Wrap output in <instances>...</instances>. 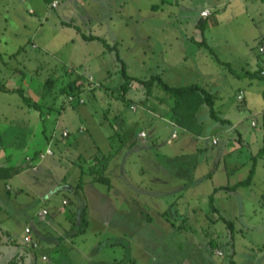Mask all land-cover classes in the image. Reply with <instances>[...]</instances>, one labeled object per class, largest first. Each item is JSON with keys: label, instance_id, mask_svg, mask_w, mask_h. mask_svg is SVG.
<instances>
[{"label": "rangeland", "instance_id": "1", "mask_svg": "<svg viewBox=\"0 0 264 264\" xmlns=\"http://www.w3.org/2000/svg\"><path fill=\"white\" fill-rule=\"evenodd\" d=\"M52 1L0 0V83L41 105L0 89V164L14 166L0 208L19 243L27 224L59 240H37L35 264H264V79L253 74L264 0ZM122 63L132 77L204 86L227 121L197 94L171 109L155 86L141 103L132 80L122 95ZM76 75L93 82L80 104L62 92ZM48 146L33 170L25 155ZM98 152L113 153L106 181L85 173L68 188ZM251 167L249 184L213 192ZM84 207L89 224L71 237Z\"/></svg>", "mask_w": 264, "mask_h": 264}, {"label": "trees", "instance_id": "2", "mask_svg": "<svg viewBox=\"0 0 264 264\" xmlns=\"http://www.w3.org/2000/svg\"><path fill=\"white\" fill-rule=\"evenodd\" d=\"M46 1L51 2V0H46ZM51 3H50V5H51ZM61 23L66 24V25H70V26L72 25L71 21H69V22L68 21H61ZM83 38L84 39H93V38L94 39L95 38L101 39V37L96 36V35H92V34H87V35L83 34ZM261 40H263V39H260V41ZM201 42H203V41L201 40ZM259 42H258V44H259ZM216 59L219 62H221L222 64H226L225 62H222L218 58H216ZM260 68H258V70H256V71H254L253 74L259 76V69ZM121 73H122L121 74L122 83L120 85V92L122 95H125V93L127 92L128 88L131 85L132 80H134L138 85L142 86L146 91V97L144 99L139 100V102H141V103L147 102V100H148L147 98H148V96H151L153 94L152 92H153V89L155 86L160 87L166 93H168L171 97L175 98L173 105H171V109H174L175 104H179V103L184 102L187 97H189L193 94H197V95H199L200 100L203 101L207 105L208 110H209V115L212 118L223 121V122L227 121V120L222 119L218 116L217 110L215 109L214 94H212L210 91H208L204 86H201L198 84H190V85H182V86L169 85L158 74L152 75L147 79L132 77L126 73L124 63H122V65H121ZM259 77H261V76H259ZM261 78L264 79V77H261ZM50 81L51 80L48 79L46 82L48 83ZM85 82L86 81L80 75H76L66 83V85L62 89V92L65 93L67 97H69L70 95L79 97L80 94L85 91L86 85L89 84V82H86V83ZM0 89L3 91H18L28 105H33L34 107H38V106L41 107V105H38L36 102H30L28 100L27 96L24 95V93L22 92V90L20 88L9 89V88L4 87L3 84L0 83ZM77 102H78V100H77ZM80 103H83V102H80ZM80 103L78 102L77 104H80ZM176 121L175 122L178 124L180 120L176 119ZM66 136H68V134ZM66 136H63V137H66ZM46 140L49 141V143L52 141V139H50V137H47V136H46ZM52 154H53V151H52ZM35 155L38 157L39 153H37ZM112 155H113V153H108L106 155V154H102L100 152H98L95 155H91L88 158V160H89L88 162H90V163L88 164L87 168L80 170L81 175L79 177L77 184L74 186L73 189H75L77 191L80 187H82V185H83L82 175L85 173H87L91 177L92 182H105L107 179V177L105 175L106 170H107V167L109 164V160L111 158H113ZM13 169H14V167H12V166L0 165V178L8 177L11 174V171ZM253 173H254V168L251 167V169L249 170V174L245 179L239 180L233 186L223 185V186L215 187L213 192H216L218 189H232V188H234V187L236 188L240 185L249 184L251 182L252 177H253ZM212 200H213V194H211L209 196L210 203H212ZM211 206H212V211H215L216 208H214L212 204H211ZM78 220H79L81 226L83 225V227L80 229H77L76 232L71 233L70 234L71 237L73 235H76L77 233H82L85 229L84 227L89 224V220H87V218H86L85 207L83 208V211L80 213V218ZM229 224H231V223L229 222ZM22 262H23L22 256L16 255V256L12 257L5 264H21Z\"/></svg>", "mask_w": 264, "mask_h": 264}, {"label": "crops", "instance_id": "3", "mask_svg": "<svg viewBox=\"0 0 264 264\" xmlns=\"http://www.w3.org/2000/svg\"><path fill=\"white\" fill-rule=\"evenodd\" d=\"M58 1V0H57ZM161 1V0H160ZM52 2V0H51ZM161 3H164V4H167L168 2L166 1H161ZM178 5V4H177ZM57 6H58V3H57ZM55 6V7H57ZM151 7L153 9L155 8H159V4L158 3H151ZM207 8V7H205ZM204 10V9H202ZM201 10V11H202ZM200 11V12H201ZM210 15V14H209ZM208 15V16H209ZM201 16V14H200ZM207 16V17H208ZM201 18H205L203 16H201ZM62 21H65V20H62ZM259 57V56H258ZM264 65V57L260 56V58H258V64H257V68L256 70H258V68H260L261 66ZM248 73V72H246ZM264 91V89H263ZM176 121V120H175ZM177 122V121H176ZM171 123H173V120H171ZM65 130V129H64ZM69 132V131H68ZM142 131L139 132V135ZM69 134V133H68ZM141 136V135H140ZM146 136V135H144ZM143 136V137H144ZM142 137V136H141ZM47 143H49V141H47ZM40 150L39 149H36L34 151V155H30V157H32V164H34L36 166V169H37V164H35V160L39 157H37L35 154L39 153ZM11 156V155H10ZM25 160L26 158L29 156V155H25ZM113 157V155H112ZM10 158V157H9ZM114 158V157H113ZM0 159H1V155H0ZM112 160V159H111ZM109 164H110V160H109ZM109 164H108V167H109ZM0 165H8V166H12L14 167L13 165L11 164H7V163H2ZM35 169V170H36ZM34 170V169H33ZM76 172V171H74ZM21 174V173H20ZM20 174H16V175H20ZM80 170L77 171L75 173V178L70 179V181L73 182V185H76L78 180H79V177H80ZM85 175V174H84ZM63 179V178H62ZM83 180V184H85V180H87L84 176V178H82ZM90 182H91V179H89ZM89 182V181H88ZM69 187L68 188H73L74 186H71V185H68ZM83 186V185H82ZM115 188H117V184H116V180H115V185H113ZM7 191L9 190L8 185L7 184H4L0 187L3 188ZM5 200V198H4ZM3 211H1V208H0V264H5L6 262H8L12 257L16 256V255H20L22 256L23 258V262L21 264H35V259L37 257L36 255V250H39L38 249H31L27 246H25L23 243L21 244V242L19 243L18 240L15 238L14 234L12 233V230H11V224L9 223V216H6L5 214L2 213ZM28 226H30L32 228V231H33V236L36 240H40L42 238L46 239L50 245H57L58 243V239L53 237V236H49V235H42L41 233H39L38 231H36L33 226L31 224H27ZM26 225V226H27ZM68 237V236H67ZM40 242V241H39ZM40 244V243H39ZM19 245H22L23 248L19 247ZM45 256V255H43ZM42 256V257H43ZM48 257V256H47ZM43 259V258H42Z\"/></svg>", "mask_w": 264, "mask_h": 264}, {"label": "built area", "instance_id": "4", "mask_svg": "<svg viewBox=\"0 0 264 264\" xmlns=\"http://www.w3.org/2000/svg\"><path fill=\"white\" fill-rule=\"evenodd\" d=\"M52 7L56 6V3L54 1H52L51 3ZM201 16L203 17H207L210 14V11L208 9H204L200 12ZM257 53L258 55L264 57V39L261 40L259 42V44L257 45ZM259 76L264 77V65L261 66V68L259 69ZM89 89L93 88V82H92V78L89 77ZM238 99H243L244 98V94L242 91H240V93L237 96ZM69 101H74L75 99L78 100V102H83V99L78 97V96H72L70 95L68 97ZM133 110L135 109V107H131ZM68 134V130H63L62 135L66 136ZM141 136H144V132L140 133ZM172 137H176L175 134H172ZM212 143L215 144L217 143V138H213ZM52 154V150L50 149V147H46V149L42 152H39L38 157L39 158H43L45 155H51ZM26 160L30 163L32 161V157L28 156L26 158ZM32 169H36V166L34 164L31 165ZM63 203H66V200H63ZM41 217L45 216L47 214V211L45 209H42L41 212L39 213ZM22 243L31 248V249H37L39 247V242L34 238L33 236V231L32 228L30 226H25L23 229V237H22ZM43 259H45L46 257L43 256Z\"/></svg>", "mask_w": 264, "mask_h": 264}]
</instances>
